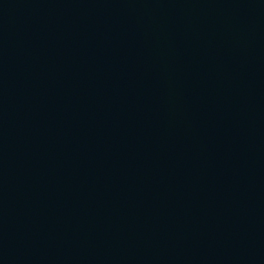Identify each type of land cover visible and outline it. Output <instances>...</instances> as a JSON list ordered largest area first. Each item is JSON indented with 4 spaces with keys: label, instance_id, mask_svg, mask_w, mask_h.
Listing matches in <instances>:
<instances>
[{
    "label": "water",
    "instance_id": "obj_1",
    "mask_svg": "<svg viewBox=\"0 0 264 264\" xmlns=\"http://www.w3.org/2000/svg\"><path fill=\"white\" fill-rule=\"evenodd\" d=\"M56 264H264V28Z\"/></svg>",
    "mask_w": 264,
    "mask_h": 264
}]
</instances>
